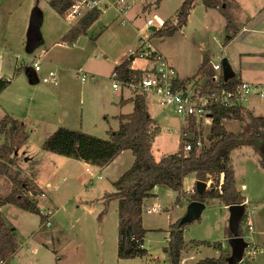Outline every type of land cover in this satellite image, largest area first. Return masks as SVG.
<instances>
[{"label": "rangeland", "instance_id": "obj_1", "mask_svg": "<svg viewBox=\"0 0 264 264\" xmlns=\"http://www.w3.org/2000/svg\"><path fill=\"white\" fill-rule=\"evenodd\" d=\"M236 1L243 7V17L248 21L255 13L264 19V0ZM183 2L184 0H163L157 4L156 0H125L122 4L121 0H104L107 8L102 10L104 15L91 26L86 35L80 37L77 46H58L55 49L57 57L66 60L63 66L48 67L42 60V72L48 69L56 71L58 98L62 102L59 106L55 99L47 95V100L27 98L22 105H18L16 95L19 92L36 94L34 90H40L39 74L35 73L34 77H30L35 69L31 59L35 55L37 58L42 49L56 40L57 29H65L70 22L75 24L81 16L71 18L72 20L62 17L49 5V0H0V72L3 77L11 78L16 62L21 68L25 66L21 78L17 77L16 85L0 95V122L9 114L27 123L24 134H28L29 139L26 145L16 151L18 166L21 173L43 192L44 195L38 197L42 212L52 213L49 224L40 226L39 215L14 205L1 209L7 224L18 229L20 249L12 264H90V256L95 252L94 246L101 244L98 229L100 214L104 215L106 223L107 242L104 250L111 257L113 241H116L118 234V203L109 204L105 212L104 195L115 190L111 182L115 176L111 173L115 175L119 170L126 172L132 167V151L127 150L123 157L126 166L119 164L111 167L110 175L102 173L101 180L94 176L95 169L91 165H84L80 160L67 158L69 163L63 169L56 167L51 161L66 157L45 150L43 142L61 126L109 139L111 133L119 128L118 116L131 113L134 109L133 105L127 107L119 104L121 93L125 96L139 93L137 89H127L121 83L118 90L113 88L111 75L116 61L120 64L130 60L131 55L137 52L140 41L137 45V40H133L136 31L148 37L151 35L153 31L147 26L149 19H155L156 16L174 23L176 12ZM227 2L228 0H218L221 7L217 11L207 8L202 0H197L187 25L174 36L164 40L156 37L148 39L156 51L176 69L179 79L192 78V83L206 80L197 75V72L203 57L208 56L210 63L226 59L235 72L241 71L243 76L264 80V34L260 35L258 32V36L249 39L246 36L231 38V32L227 29L228 18L224 13L227 9H223V4ZM259 9L263 12H257ZM34 23L37 24L38 41L31 46L29 33ZM153 27L160 28L157 24ZM221 51L222 56L219 55ZM226 55L230 58L225 57ZM134 60V67L142 71H149L157 64L155 60L140 57ZM79 67L88 72L86 82L78 78L79 69L74 70ZM15 86L19 88L16 90ZM30 104L33 105L32 109ZM147 104L150 114L156 117L162 129L152 143L154 156L159 160L178 151L180 136L182 130L188 126V120H180L173 108L164 109L153 94H147ZM243 106L254 115L264 116V95L250 97ZM45 118L47 125L40 121ZM206 125L208 124L204 122L197 123L198 127H204L203 147L210 145L206 136L211 127ZM240 125L238 120L226 122V128L231 131H239ZM12 135L13 133H0V148L10 144ZM130 154L133 162L127 164L126 159ZM262 154L258 145L242 146L231 154L237 185L250 201L247 210L249 217L247 216L243 226L245 239L252 247L257 245L263 250L249 261L250 264H264V168L260 164ZM26 157H30V160L26 161ZM88 168L90 171H87ZM207 185L208 189L211 183ZM9 192L7 180L0 177V198L6 197ZM154 193L158 195L164 210L160 216L156 209L147 212L148 221L153 225H169L170 219H175L178 215V210L171 211L175 206L177 193L166 187H157ZM208 205L201 218L185 228L184 238L187 245L182 264H196L193 258L196 252H201L208 259L231 254L230 248L220 247V243L226 242L229 236V210L220 201L210 200ZM249 223H252L253 231L249 229ZM52 239L53 245H47L51 244ZM149 239L153 240L152 245L158 251L163 244V238L151 234ZM193 239L199 243H191ZM101 248L103 249L102 245Z\"/></svg>", "mask_w": 264, "mask_h": 264}, {"label": "trees", "instance_id": "obj_2", "mask_svg": "<svg viewBox=\"0 0 264 264\" xmlns=\"http://www.w3.org/2000/svg\"><path fill=\"white\" fill-rule=\"evenodd\" d=\"M162 1L156 0V3L160 4ZM212 1L202 0L207 8L218 9ZM196 2L197 0H184L176 12L175 22L165 20L164 26L151 32L150 38L164 40L174 36L187 25ZM74 3L75 0H49V5L65 18ZM102 13L103 11L98 8L86 12L60 42L75 45L80 37L86 35L91 26L99 20ZM240 14L239 2L228 0L226 15L229 32L233 29V21H236ZM115 74L122 82L138 83L144 71L133 68L132 60H125L115 66L112 76ZM214 74L210 66V57L204 56L197 75L206 79V88L212 86ZM18 75H20V69H16L11 78L0 75V95ZM191 80L192 78L177 80V87L184 86ZM242 83L238 74L227 82L222 76V86L229 91H237ZM128 102L134 104L133 111L118 116L119 128L111 133L109 139L61 126L43 142V148L51 153L84 161L96 167L108 166L124 151H132L135 158L132 167L113 183L115 190L104 195L105 212L112 201H118L117 255L121 260L149 256L145 246V238L149 230L143 225L144 203L146 199L156 197L154 190L157 187H166L176 192V203L187 198L190 202L200 201L206 204L210 200L220 201L226 207L246 205L247 197L236 183L231 154L233 150L242 146L257 147L258 145L260 147L264 144V116L254 115L242 104L233 107L217 106L213 110L212 125L206 136L210 143L208 147L202 146L204 127H198L196 119L190 117L188 126L182 130L178 151L157 160L152 143L162 129L158 121L150 114L147 96L137 93L133 98L121 100L122 105ZM228 120H238L241 123L240 130L235 132L227 129L225 121ZM24 131L25 125L8 114L0 122V133H13L10 144L0 148V177L7 180L10 190L6 197L0 198V261L5 264H12L20 249V242L17 236L18 229L7 224L2 207L11 204L39 215L40 226L49 224L52 216V213L42 212L40 208L38 197L43 195V192L21 173L18 166L19 158L16 151L26 145L29 139V135L24 134ZM199 142L201 145L198 144ZM188 144L192 145L190 151H186ZM260 164L264 168V153ZM191 175H195L196 182L211 183L203 195L198 194L196 186L193 192L185 190L184 181ZM103 216L100 214L99 219L102 220ZM247 216L246 210L240 221L241 236H244L243 226ZM180 221L181 219L170 226L168 244L163 248L164 253L168 255L169 264H180L186 249L184 233L188 224H181ZM228 228L227 233L231 237L232 234ZM191 243L197 244L199 241L193 240ZM229 256L230 253L218 258H206L197 264H228ZM244 264H250V262Z\"/></svg>", "mask_w": 264, "mask_h": 264}, {"label": "built area", "instance_id": "obj_3", "mask_svg": "<svg viewBox=\"0 0 264 264\" xmlns=\"http://www.w3.org/2000/svg\"><path fill=\"white\" fill-rule=\"evenodd\" d=\"M213 1L217 3V7H221V4H218V0ZM124 2L125 0H121L122 4ZM93 8L106 10L104 0H75V3L67 12L66 17L68 19L80 17ZM154 24L162 27L164 26V21L157 17L147 21V26L149 27L154 26ZM149 38L150 36L148 37L147 35L141 38L142 47L133 54V58L140 57L143 59L155 60L157 62L156 66L149 71H145L138 83L122 82L118 80L116 74L113 75L111 79L113 80L114 89H119L121 83L126 88L137 89V92L145 94L146 96L148 93L153 94L158 98V104L160 106L164 109L173 108L180 120L185 122L188 118L194 117L198 124L204 122L208 124L206 125L208 127L212 125L213 110L217 106L233 107L241 104L243 105L244 102L252 96L264 95V85H256L247 82H243L237 91H229L224 88L222 86V59L216 63H210V66L215 72L211 87L206 88V80L199 83V88L195 87L196 82H189L184 86L177 87V80L180 81L181 79L178 78L176 69L152 47L149 43ZM222 54V51L219 52L220 56H222ZM32 61L35 71L41 72L42 58H33ZM77 75L82 82H86L87 73L79 70ZM43 82L50 85H58L56 73L54 71H48V73L43 76ZM198 144L201 145V142ZM191 149L192 145L188 144L186 146V151H190ZM87 170L90 171L89 168ZM96 177L99 179L102 178L101 175H97ZM30 195L32 194L30 193ZM249 229H253L252 225H249ZM227 246V241L220 244V247L223 249L227 248ZM262 251L261 248L252 247L249 244L245 251L242 264L253 260L255 256L262 253ZM193 258L197 263L206 259L201 252H196ZM0 264L5 263L0 261Z\"/></svg>", "mask_w": 264, "mask_h": 264}, {"label": "crops", "instance_id": "obj_4", "mask_svg": "<svg viewBox=\"0 0 264 264\" xmlns=\"http://www.w3.org/2000/svg\"><path fill=\"white\" fill-rule=\"evenodd\" d=\"M241 5V4H240ZM211 9H214V8H211ZM227 9V3H226V7L224 10ZM218 11V9H216ZM243 7L241 6V14H240V17L236 20V21H233L234 25H233V29L231 31V38H240V36H243L241 38H244L245 36L249 39L253 36H258V32L260 33V35L264 34V19H261L260 18V14L257 15V13H255V16H250V20L248 21V19H246V17L244 16L243 17ZM224 12V11H223ZM257 12L261 13L263 12L262 10H257ZM226 14V12H224ZM102 15H104V12L102 13ZM101 15V17H102ZM101 17L99 18L98 21H100ZM156 17V16H155ZM159 19H161L162 21L165 20V19H162L160 17H157ZM72 20V19H70ZM150 20V19H149ZM98 21H96L95 23H97ZM94 23V24H95ZM73 22H70L66 25L65 29H60V30H56L57 33H58V36L56 38V40L51 43V44H48V46H52L51 48L46 46L45 49H42L40 54L37 55L38 57H41L42 60L44 61V63L46 64V66L48 67H51V66H55L57 68H59V66H63L64 65V62L66 61L64 58H59L57 57L58 54H55V49L58 48V46H63V47H72V46H77V44L80 42L78 41L75 45H68V44H63L61 43V38L70 30V28L73 26ZM93 26V25H92ZM153 27V26H151ZM142 35V36H141ZM144 37V35L139 31H136L134 34H133V40H137L136 44L138 45V42L140 41V45L138 47L137 50L141 49L142 47V44H141V38ZM95 41V40H94ZM150 43V42H149ZM151 44V43H150ZM136 45V46H137ZM153 47V46H152ZM154 48V47H153ZM155 49V48H154ZM136 50V51H137ZM156 50V49H155ZM135 51V52H136ZM133 52V51H132ZM132 52H130L129 54H132ZM248 53V52H247ZM246 53V54H247ZM134 54V53H133ZM249 54H253L255 55L256 53H249ZM132 58L130 60H132V66L133 68L134 67V58H133V55H131ZM36 57V55H35ZM33 57V58H35ZM225 57H227L228 59L230 58L229 55H226ZM164 58V57H163ZM19 59V58H17ZM23 59H26V58H23ZM32 60V59H31ZM129 60V59H128ZM229 61V60H228ZM33 62V61H32ZM116 65H118L119 63L116 61L115 63ZM42 65V64H41ZM114 65V68L115 66ZM15 70L18 68L20 69V75L18 76H15L14 79H16L17 77L20 79L21 76L23 75L22 72L23 70H25V66L23 65V67L21 68L20 66L17 65V62L15 64ZM43 69V67H42ZM80 70L82 71V69L79 68H74V70ZM135 69H139L140 68H135ZM15 70H14V73H13V76L15 74ZM48 71H54L56 73L55 70L53 69H48V70H45V71H41V72H36L35 69H34V72H31L30 74V77H34L35 76V73L39 74V80L38 82L41 84L40 86V90H37L34 92H36V94H25L24 92L22 93H18L16 95V102H19L18 105H22L23 102L27 99V98H35L37 97V99L39 100L40 98L44 99V100H47L45 95H47L48 97L52 98V99H55V103L58 104L59 106L62 105V102H60V99L58 98V94H59V88H58V85H50V84H47V83H44L43 82V76L45 74L48 73ZM83 72H86V71H83ZM145 72V71H144ZM88 74V72H86ZM113 73V72H112ZM89 74H92V73H89ZM236 74H238L241 78V80L243 82H247V83H252V84H256V85H264V80L263 79H260V78H257V77H248L246 75H242V72L239 71V72H236ZM0 75L3 76V74L0 72ZM94 75V74H93ZM12 76V77H13ZM57 76V74H56ZM112 77V75H111ZM18 78L16 80L13 79L11 85H9L6 90L3 92V94L7 91L8 88L12 87L16 81H18ZM79 78V77H78ZM200 82H203V81H199L198 84L196 83V88H199V83ZM16 85V84H15ZM19 87L18 86H15V89L17 90ZM128 89V88H127ZM118 90V89H117ZM2 94V95H3ZM121 99H120V102L119 104H121V100L124 99V100H127V99H130V98H133L134 95L132 96H125L124 93L122 92L121 93ZM63 94H61V98H62ZM122 105V104H121ZM133 105L134 107V104L132 102H128L127 104H124L123 106H131ZM33 108V105L30 104V109ZM124 114V113H122ZM127 114V113H125ZM9 115V114H8ZM11 116V115H10ZM152 116V115H151ZM13 117V116H12ZM14 118V117H13ZM154 119L156 117H153ZM16 119V118H14ZM19 120V119H17ZM21 121V120H19ZM42 122V124H45L47 125V120L46 118L45 119H42L40 120ZM22 122V121H21ZM226 122L225 121V125H226ZM24 125H25V128L27 130V123L25 122H22ZM237 129H234L233 131L236 132ZM126 151H124L123 153H121V155H119L111 164H109L108 166H104V167H96V166H92L95 170V174L94 176H97V175H101L102 173H104L106 176L110 175V171H111V167L115 166V165H119V164H123V166H126V163H123V157L124 155H126ZM133 155V154H132ZM132 155L130 154V156H127V164H132L133 162V157ZM51 157V156H50ZM26 161H29L30 160V157H26L25 159ZM135 160V158H134ZM51 162H54V164L56 165V167L58 168H64V166L67 165V163H69V160L66 158H55V160H52ZM131 162V163H130ZM59 163V165H58ZM81 163H83L84 165H90L84 161H81ZM122 166V167H123ZM121 167V168H122ZM122 170V169H121ZM88 171V170H87ZM120 171V170H119ZM118 171V172H119ZM116 173L115 175H113V173H111L112 176H115L113 179H111V182L112 184L120 178V176L125 172V171H121L119 173ZM93 177V176H92ZM91 177V178H92ZM90 178V180H91ZM102 180V179H101ZM236 183H238V179L236 177ZM184 186H185V190L188 191V192H192L194 187L196 186V178H195V175H192L187 177L184 181ZM238 186V185H237ZM38 187V186H37ZM39 188V187H38ZM239 188V187H238ZM156 189V188H155ZM240 190H242L241 188H239ZM243 193V191H242ZM156 194V193H155ZM44 195V194H43ZM158 195L156 194V197L155 198H150V199H146L145 200V203H144V213H143V225L144 227L149 230V232L147 233L146 235V238H145V246L146 248L148 249V252H149V256L148 257H144V258H134V259H117L118 258V255H117V247H118V234H117V239L116 241H113V244H114V248L112 249V255L110 257L109 253L105 252V245H106V223L103 220H100L99 221V224H98V229H99V232H100V235H101V244H98V245H95L94 246V255L91 254L90 256V260H91V263L90 264H169V261H168V255L166 253H164L163 251V248L167 245L168 243V240H169V237H170V233H169V229H170V226L177 222L179 219H181L187 212V209H188V205L190 203V201L188 200H182L180 201L179 203H176L175 202V206L171 209V211H174V210H178V215L177 217H175V219H170L169 221V225H163V226H160V225H153V224H150L149 221H148V217H147V212H150L152 209H156L158 210L159 212V216L162 214V210H164L161 205H160V201L158 200ZM153 200V201H152ZM248 202L249 199L247 197V202H246V210H248ZM115 203H118V201H112L110 203V205H113ZM11 204H6L2 207V209H4L6 206H9ZM207 206H209L208 204H206V208ZM226 210H229V207H226ZM262 207H264V204L262 205ZM205 208V209H206ZM168 211V209H167ZM255 211H257V209H255ZM230 213V212H229ZM248 217H249V213H248ZM230 218V216H229ZM253 221V220H252ZM118 225H119V219L117 220V229H118ZM249 225H252V223H249ZM253 227V225H252ZM254 230V227L252 229V231ZM61 231V230H60ZM151 234H156V235H159L160 237L163 238V244L161 245V247L158 249V251H156V249H154L153 247V240L152 239H149V236ZM185 234V233H184ZM66 236V233L64 232V236ZM56 237H53V239H55ZM229 238V236L227 237ZM244 238H246V235L244 233ZM53 239H52V242L51 244H47V245H53ZM195 240V239H193ZM247 240V239H246ZM228 241V240H227ZM222 243V242H221ZM220 243V244H221ZM101 245L103 246V249L101 248ZM255 247H258L257 245H255ZM227 248H230L229 245L227 246ZM225 248V249H227ZM97 251H100L97 252ZM185 251V250H184ZM194 250L192 249V252ZM184 253V252H183ZM194 253V252H193ZM183 256V254H182ZM221 256V255H220ZM219 256V257H220ZM163 259V262H162V259ZM182 258L181 257V263L182 264ZM165 260V261H164ZM190 260V259H189ZM195 263L197 264L196 260H194ZM162 262V263H161Z\"/></svg>", "mask_w": 264, "mask_h": 264}, {"label": "water", "instance_id": "obj_5", "mask_svg": "<svg viewBox=\"0 0 264 264\" xmlns=\"http://www.w3.org/2000/svg\"><path fill=\"white\" fill-rule=\"evenodd\" d=\"M226 4H223V9H225ZM37 22V21H36ZM36 23L32 25L29 33V42L31 46H34L38 41ZM156 27H151V30H156ZM223 76L224 80L227 82L236 76V72L232 69L231 64L224 59L223 60ZM262 152L264 153V144L260 146ZM207 183L202 181L196 182V189L199 195H203L207 190ZM206 208V203L200 201L190 202L186 214L181 218V224H190L201 218L203 211ZM230 218H229V230L232 234L228 238V245L231 249V254L227 258L228 264H242L245 251L249 246L244 236L240 235V221L246 212V205H232L229 206Z\"/></svg>", "mask_w": 264, "mask_h": 264}]
</instances>
